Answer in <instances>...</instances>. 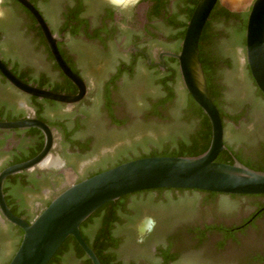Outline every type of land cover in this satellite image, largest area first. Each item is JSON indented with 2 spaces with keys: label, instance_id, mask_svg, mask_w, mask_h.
<instances>
[{
  "label": "flooded vegetation",
  "instance_id": "obj_1",
  "mask_svg": "<svg viewBox=\"0 0 264 264\" xmlns=\"http://www.w3.org/2000/svg\"><path fill=\"white\" fill-rule=\"evenodd\" d=\"M198 1L141 0L136 9L119 12L107 0H26L47 27L63 63L85 84L86 92L81 101L67 107L19 92L0 73V122L36 119L52 133L51 152L56 150V141L67 150L66 157L56 150L62 162L58 167H37L4 179L3 199L11 214L32 221L66 187V174L72 183H77L129 160L172 156L179 145L190 148L185 139L192 128L175 124L173 109L162 106L160 99L153 101L155 109L138 116L128 114L125 107L118 105V99L125 77L138 72L147 73L157 83L168 84L175 93L172 83L181 81L177 61L170 55L179 51L186 23ZM220 1L210 11L200 33L204 34L203 40L201 44L198 40V44L205 56L211 54L213 88L218 93L215 102L222 103L220 109L229 113L226 77L235 61L224 46V20L216 12L210 17L216 7L230 12L219 5ZM206 24L209 25L205 29ZM0 62L25 84L65 95L77 92L56 64L37 20L16 0H0ZM98 91L107 101L102 114L110 124L104 126L111 129L104 126L99 131L94 126L89 129L84 121L83 112ZM245 111L236 112L242 117L232 125L240 143L234 148L225 145L222 163L231 164L235 160L263 172L264 117L259 124H244L241 118ZM223 124L221 121L224 140ZM175 127L185 134L180 137L183 141L171 140L162 147L156 143L161 141L162 133H171ZM133 132L143 144L150 139L153 143L143 151L120 154L115 162L85 174L67 162V158L77 160L89 153L98 142L113 141L118 136L124 139ZM42 145V134L35 128L0 130V171L31 159ZM115 146L117 151L128 145L122 142ZM109 155L106 151L97 158ZM150 192L172 194L176 199L191 197L199 199L200 204L183 210L179 217L156 215L154 229L146 223L147 217L140 216L143 201L127 197L101 206L78 228L99 264H264V194L225 195L171 189ZM0 226L12 227L11 233L18 241L20 229L5 221ZM61 247L49 264H91L72 237Z\"/></svg>",
  "mask_w": 264,
  "mask_h": 264
},
{
  "label": "water",
  "instance_id": "obj_2",
  "mask_svg": "<svg viewBox=\"0 0 264 264\" xmlns=\"http://www.w3.org/2000/svg\"><path fill=\"white\" fill-rule=\"evenodd\" d=\"M33 14L48 41L50 52L63 75L76 87L74 95L55 93L25 84L14 78L0 62V73L8 84L19 92L61 103L67 107L85 96V84L73 74L59 57L48 29L26 0H16ZM217 0H199L183 33L177 54V70L183 89L199 107L210 124V142L207 149L193 157H144L126 161L77 183L66 174V187L55 195L48 205L29 223L11 214L3 199L2 184L7 176L40 167L51 155L52 133L42 122L22 119L0 122V130L35 128L42 134L41 150L31 159L10 165L0 171V223L17 227L22 235L7 264H47L67 237H72L91 264H99L81 239L79 226L94 211L106 203L133 193L157 190H197L225 195L264 194V172L249 169L237 161L218 163L217 155L225 150L223 129L216 107L208 97L205 80L198 60V40L204 23ZM234 2L236 6H231ZM220 6L233 12L236 0H221ZM244 60L249 75L264 98V0H252L246 15L244 29ZM67 172V171H66ZM70 174V172H68Z\"/></svg>",
  "mask_w": 264,
  "mask_h": 264
},
{
  "label": "rangeland",
  "instance_id": "obj_3",
  "mask_svg": "<svg viewBox=\"0 0 264 264\" xmlns=\"http://www.w3.org/2000/svg\"><path fill=\"white\" fill-rule=\"evenodd\" d=\"M251 2L252 0H236L238 8L232 13H247ZM231 6H236V4ZM219 28L223 30L222 27L219 26ZM226 32L229 33L230 38L227 41L225 39L224 46L226 51L232 55L235 61V66L231 71V74H228L226 77V82L228 83L227 101L229 103V112L236 113L241 111V109H246L247 111H245V116L241 119V123L252 125L259 124L264 117V102L259 97H256L254 84L245 65L244 39L238 40L237 38H233L232 30L226 31V27L224 26V33ZM86 78L87 80L90 79L89 76H86ZM174 88L175 98L172 103L173 105H171V108L173 109L172 120L175 124L184 125L179 121L182 117L181 111L185 106L186 94L182 88L181 82H177ZM120 91L121 99H118V105L125 107L128 114L133 116H138L139 114L146 115L151 108L153 101L159 99L164 92L159 83L155 82V80L144 72H138L137 75L125 77ZM91 99L92 101L90 105L87 106V111L83 112L85 113L84 121L89 129H91V126H94L95 130L97 129L99 131L105 124H110L108 117L102 114L104 112L103 109L107 107V101H105L100 91L94 93ZM232 125L234 124L224 121V143L230 148H234L240 143V138L236 135V132H234L235 130ZM108 126L104 127L110 128ZM175 128V131H172L171 133H162L160 135L161 141H157L156 143L160 144L162 147L165 142H169L176 137L183 135L179 132V128ZM122 142L128 145L127 148L125 150L116 151L115 145ZM55 143L56 150L60 152L63 157H66V147L61 146L57 141ZM152 143V139H150L143 144V142L135 139V133L133 132L129 136L124 137V139L121 136H118L114 138L113 141L98 142L89 153L81 156L77 160L67 158V162L70 166H73L75 170H79L80 174H85L97 170L107 165L109 162H115L120 154L143 151ZM56 150L54 149V151L51 152V155L54 157L59 156ZM106 151L110 154L108 157L97 158L100 153H106ZM83 162L85 164H83ZM81 165L83 167H81ZM137 200L144 202V208L140 216L151 218H155L156 215L162 213H164L166 217L171 216L172 214L179 217L183 210H191L200 204L199 199L194 200L191 197H181L176 199L172 194L160 195L148 193L142 195ZM16 244L17 239L14 237V234L11 233V229L6 226H0V264H3L5 260H8Z\"/></svg>",
  "mask_w": 264,
  "mask_h": 264
},
{
  "label": "trees",
  "instance_id": "obj_4",
  "mask_svg": "<svg viewBox=\"0 0 264 264\" xmlns=\"http://www.w3.org/2000/svg\"><path fill=\"white\" fill-rule=\"evenodd\" d=\"M214 12L217 13L218 17H221L224 20L223 23H224V26L226 27V31L232 30V35H233L232 37L233 38H237L238 40L244 39L243 34H244V29H245V21H246L247 13H245V14H234V13L227 12V11L223 10L222 8L216 7L215 9H213V12H211L210 17L213 16ZM228 20H234L236 22H234L232 24H226L227 23L226 21H228ZM208 25L209 24H206L204 28L206 29L208 27ZM203 35H204L203 33L200 35L199 44H201V41L203 40ZM229 36H230L229 33H227V32L224 33V38L226 39V41L230 38ZM199 44H198V60H199L201 70L203 73V77L205 80L208 97L211 100V102L213 103V105L216 107V109H218L217 111H218L219 118L221 121H223V123H224V121H228L232 124H236L239 122L240 116L242 117V115H236V113L230 114V112L228 113V111H225L224 109H220V107L222 108V105H221L222 103L217 105L215 102L214 96L218 95V93L215 94L214 88H213V80H212L213 68L210 65L211 64V54L207 55L208 57L205 56V54L202 53V47ZM175 83H176V81H174L172 83V85H175ZM159 85L162 87V89L164 91L163 95L159 98L160 104L162 106L167 105L170 108L171 105H173L172 103L174 101L175 94L173 93V90L171 92L168 84H166L162 81H159ZM185 94H186L185 106L181 111L182 117H181V120L179 122L183 123L185 125H188V127L192 128V130L188 134L189 137L185 139V143L187 142V144H188V146H190V148H180L181 145H179L175 149H173L174 154L172 156H166V157H193V156H197V155L203 153L207 149L209 142H210V134L211 133H210V124L208 122V119L202 113V111L199 109V107L192 101V99L189 97V95L186 92H185ZM255 95L257 98L259 97L264 102V98L262 97L260 92L256 89V87H255ZM152 108L155 109V104H153L150 109L152 110ZM228 108H229V103H228ZM184 135L185 134L176 137L175 138V139H177L176 141H183L180 139V137H183ZM224 145H226V144L224 143ZM149 157H154V156H149ZM225 157H226V155L224 153L220 152L217 155L215 161L218 163H222V161L224 160ZM228 164H230V163H228ZM117 165H119V164H117ZM163 190L164 189H157V192L163 191ZM150 191L151 190L141 191L139 193H133L131 195H126V196L120 197V199L132 197V199L135 200V199H138L139 197H141L142 195H145L147 193H151ZM107 204L109 205V203H106L102 207H104ZM25 222H27V221H25ZM27 223H29V222H27ZM10 229H12V227ZM21 234H22L21 231H18V241H17L16 246L14 247V250L12 251L11 255L9 256L8 261L11 258L12 254L14 253V251L16 250V248L20 242ZM69 238L70 237H67L63 243H65L67 240H69ZM63 243L61 244V246L63 245ZM61 246L58 248V250L55 252V254L57 252H59V249L62 248ZM6 262H7V260H6Z\"/></svg>",
  "mask_w": 264,
  "mask_h": 264
},
{
  "label": "clouds",
  "instance_id": "obj_5",
  "mask_svg": "<svg viewBox=\"0 0 264 264\" xmlns=\"http://www.w3.org/2000/svg\"><path fill=\"white\" fill-rule=\"evenodd\" d=\"M107 3L110 7L119 12H128L136 9L140 5L141 0H107ZM145 221L146 223H150L152 228L154 229L155 220L153 218L147 217L145 218Z\"/></svg>",
  "mask_w": 264,
  "mask_h": 264
},
{
  "label": "bare ground",
  "instance_id": "obj_6",
  "mask_svg": "<svg viewBox=\"0 0 264 264\" xmlns=\"http://www.w3.org/2000/svg\"><path fill=\"white\" fill-rule=\"evenodd\" d=\"M230 5H234L233 2H230ZM58 167V161L53 158V157H48L46 160H44L41 164H40V167Z\"/></svg>",
  "mask_w": 264,
  "mask_h": 264
}]
</instances>
